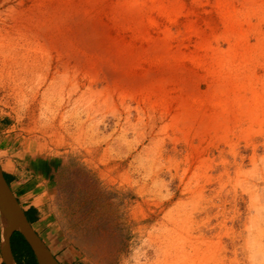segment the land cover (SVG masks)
Masks as SVG:
<instances>
[{
    "label": "rangeland",
    "instance_id": "374dc122",
    "mask_svg": "<svg viewBox=\"0 0 264 264\" xmlns=\"http://www.w3.org/2000/svg\"><path fill=\"white\" fill-rule=\"evenodd\" d=\"M0 117L93 264H264V0H0Z\"/></svg>",
    "mask_w": 264,
    "mask_h": 264
},
{
    "label": "crops",
    "instance_id": "0c3cea01",
    "mask_svg": "<svg viewBox=\"0 0 264 264\" xmlns=\"http://www.w3.org/2000/svg\"><path fill=\"white\" fill-rule=\"evenodd\" d=\"M3 118L0 117V126ZM7 130H0V169L3 177L17 200L24 215L27 227L39 240L49 264H93L68 239L67 235L50 217L48 200L50 198V164L45 157L24 159L11 152ZM3 216L0 208V264H5L7 255L13 264H40L37 250L21 230L10 235L3 248Z\"/></svg>",
    "mask_w": 264,
    "mask_h": 264
},
{
    "label": "water",
    "instance_id": "95a60500",
    "mask_svg": "<svg viewBox=\"0 0 264 264\" xmlns=\"http://www.w3.org/2000/svg\"><path fill=\"white\" fill-rule=\"evenodd\" d=\"M0 208L3 215V211H6L7 208L10 209L11 215L8 221H4L3 231H2V239H3V248L5 247L10 235L15 230H21L28 237V239L33 243L36 248V254L39 257L40 264L42 263V259H46V254L43 246L39 242V240L35 237V235L30 231L27 227L24 215L18 205L17 200L14 198L11 193L4 177L0 169ZM5 264H13L7 255H3ZM49 264V262H48Z\"/></svg>",
    "mask_w": 264,
    "mask_h": 264
},
{
    "label": "bare ground",
    "instance_id": "6f19581e",
    "mask_svg": "<svg viewBox=\"0 0 264 264\" xmlns=\"http://www.w3.org/2000/svg\"><path fill=\"white\" fill-rule=\"evenodd\" d=\"M151 2V1H150ZM222 2V1H221ZM231 2V1H230ZM128 3V2H127ZM224 3V2H223ZM218 4V3H217ZM225 4V3H224ZM161 8V7H160ZM61 12V11H60ZM133 12H134V10H133ZM230 13H232V11L230 12ZM227 14H228V12H227ZM64 17V16H63ZM71 17V16H70ZM228 18V17H227ZM231 22V21H230ZM136 24V23H135ZM233 24V23H232ZM52 25V24H51ZM249 25V24H248ZM247 25V26H248ZM232 28H233V26H232ZM235 28V27H234ZM238 28V27H237ZM51 29V28H50ZM88 29H89V27H88ZM232 31V30H231ZM240 32V31H239ZM85 33H87L86 32V30H85ZM238 35V34H237ZM83 38H84V36H83ZM86 39H88L87 38V36H86ZM243 39V38H242ZM95 40V39H94ZM86 41V40H85ZM89 41V40H88ZM97 44V43H96ZM96 50V49H95ZM101 53V52H100ZM103 56H105L104 54H103ZM119 56V55H118ZM120 56H121V54H120ZM124 56V55H123ZM101 58V57H100ZM106 58V57H105ZM113 58H115V57H113ZM112 58V59H113ZM116 60V59H115ZM171 62V61H170ZM107 64H108V61H107ZM112 64V63H111ZM125 64V63H124ZM124 64H123V67H124ZM117 66V65H116ZM115 66V67H116ZM119 68H120V66H118ZM122 67V66H121ZM126 67V66H125ZM114 69V68H113ZM124 70V69H123ZM116 71V70H115ZM111 75V74H110ZM130 80V79H129ZM129 80H126V81H128L129 82ZM118 81H119V79H118ZM131 81V80H130ZM134 81V80H133ZM123 82V81H122ZM224 82V81H223ZM228 83V82H227ZM222 84V83H221ZM220 84V85H221ZM224 84V83H223ZM230 85H231V82H230ZM222 86V85H221ZM224 86H225V84H224ZM218 87H219V85H218ZM236 88V87H235ZM214 90V89H213ZM238 89H236V91H237ZM216 91L218 92L219 90H217V88H216ZM220 93V95H221V93H222V95H226V96H228V97H230L231 99H232V101H234V103H237L238 105L240 104H242L243 103V98L241 97V96H239V95H237V93L236 92H234L233 90H232V88L231 89H229V88H224V87H222V89L219 91ZM238 92V91H237ZM192 93V92H191ZM197 94V93H196ZM239 94V93H238ZM211 95V94H210ZM190 96V95H189ZM193 97V96H192ZM198 97V96H197ZM220 97V96H219ZM228 97H227V99H228ZM194 98V100H195V97H193ZM223 98H225V97H223ZM229 98V99H230ZM193 99L191 100V101H194ZM200 99H196V103H197V111H200L201 109H202V105L200 104V103H198V101H199ZM214 101L216 102L217 100L216 99H214ZM231 101V100H230ZM245 102V101H244ZM195 103V102H194ZM193 103V104H194ZM213 103V105H214V102H212ZM217 103H218V105L220 106V108L224 111V114L227 112L226 110H227V104L229 103H227L226 104V101H224V100H222V99H220L219 101H217ZM182 104H184V103H182ZM201 105V106H200ZM230 105V104H229ZM228 105V106H229ZM233 105V104H232ZM184 106V105H183ZM186 106V105H185ZM215 106H216V103H215ZM192 107V106H191ZM194 107H195V105H194ZM193 107V108H194ZM230 107V106H229ZM228 107V108H229ZM241 107H242V105H241ZM243 108V107H242ZM186 109V108H185ZM239 109H241V108H239ZM188 110V109H187ZM220 110V109H219ZM226 111V112H225ZM191 112V111H190ZM194 112H195V110H194ZM189 113V112H188ZM200 113V112H199ZM201 113H203L202 111H201ZM192 114V113H191ZM183 116V115H182ZM194 116V115H193ZM190 117V116H189ZM197 117V116H196ZM193 119V118H192ZM226 121V120H225ZM190 122V121H189ZM227 124V123H226ZM3 221H8L9 220V218H10V215H11V212H10V209L9 208H7V210L6 211H3ZM42 263L43 264H48V262H46V260L43 258L42 259Z\"/></svg>",
    "mask_w": 264,
    "mask_h": 264
}]
</instances>
